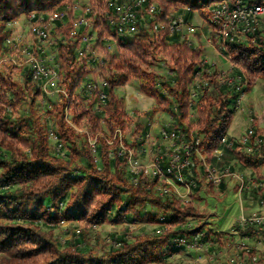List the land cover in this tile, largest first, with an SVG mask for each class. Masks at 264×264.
<instances>
[{
	"label": "rangeland",
	"instance_id": "obj_1",
	"mask_svg": "<svg viewBox=\"0 0 264 264\" xmlns=\"http://www.w3.org/2000/svg\"><path fill=\"white\" fill-rule=\"evenodd\" d=\"M154 3L155 13L146 17V21L150 35L157 40L161 35L159 22H165L160 17L162 9L157 7L155 1ZM67 5H70V8H67ZM87 6H90V12L85 11ZM62 12L65 14L59 16ZM109 14L110 9L106 6V0H71L44 12L23 13L8 20V36L4 42L7 49L0 58V93L6 96L4 103H0V109H3L0 119L5 121L9 129L29 142L30 147L26 153L32 150L33 145L38 147L42 140L46 142L51 152L61 154L68 152L73 141L94 151L96 142L100 138H106L110 153L126 154L130 169L135 172L143 171L154 179L153 164L156 160L160 159L165 164L172 158H180L185 151V144L195 147L198 145L195 140L201 141L199 137L198 139L195 137L199 111L201 108L208 109L209 103L196 101L195 107H188L185 114L176 116L174 115L177 113L176 109L174 113L171 112L157 98L145 94L140 89L141 81L137 76L127 71L121 72V79L117 82L115 92L120 99L123 122L116 125L115 135H111L107 128V122L111 119L105 117L104 103L100 101L97 93L101 90L100 86L105 77L115 71L109 72L103 65L115 53L119 40L116 36L114 38L111 36L105 41H97L98 28L107 21ZM81 16L86 18V24L78 30V50L74 64V74L80 72L81 81L73 95L69 96L68 85L71 76H67L62 68L64 62L62 58L68 54L67 39L58 28L57 20L66 25L69 20L73 21ZM167 17L172 19L171 22L181 18L195 28L194 32H188V35H191L188 36L191 43L194 41L206 43L209 40L208 42L228 59L225 63L217 65L213 64L214 60L209 62L203 60L202 64V71L208 73L211 78L212 74H215L218 82L223 83L235 78V82L240 84L241 93L227 135L228 132L231 133L229 137L240 145L248 129L253 128L255 131H261L260 135L264 139V80L257 78L247 89V80L239 75L244 69L229 70L234 64L233 60L229 57L227 49L219 47L216 32L207 13L201 9V4L197 9H188L187 5L181 4L172 5ZM41 30H44V34L40 33ZM128 35L133 34L125 36ZM203 35L208 39H203ZM83 37L87 40H83ZM33 59L39 61L40 73H35ZM147 61L140 65L147 71L164 76L170 73L168 61L160 50H152ZM210 81V78H203L202 73L192 75L190 99L194 98V91L201 83L207 86L210 85ZM160 87L161 84H158L157 88ZM212 87L211 84L210 90ZM164 93L167 94V90ZM74 107L89 111L79 123L75 122V112L78 111ZM94 111H101L104 129L103 132L96 134L92 132L90 125V114ZM187 129L189 138L187 140L184 138L183 141L178 134L169 137H165L164 134L172 131L186 133ZM252 142L253 138L250 145L254 146ZM244 148L246 146L241 144V150ZM254 151H257L256 147ZM204 161L209 166L206 154L199 149L189 160L190 167L184 175V182L173 177L165 179L158 176L151 184L157 193L171 191L183 200L196 203L198 198L200 205L195 204L202 211V217L196 220L187 219L184 225L198 222L211 232L213 238L220 235L223 236V240H227L228 237L224 234L231 232L228 227L233 218L236 219L234 220L236 223L251 216L264 215L262 205L264 151L260 152L254 162L255 167H247L236 158L231 159L227 167L234 165L233 171L238 173L239 179L226 176L224 189H218L216 184H213L214 188L210 186L203 170ZM35 206L34 219L56 242L57 253L80 249L85 255L108 254L110 245L119 235L125 234L130 241L157 239L160 234L170 229L160 213L158 222H151L146 218V213L156 212L151 205L142 211L140 220L130 221L125 218L121 222L98 225L82 222L76 216L69 219L64 215V206H50L47 200ZM262 239V234H259L254 240L245 241L247 250L255 249L256 260L264 259ZM234 241L230 243L229 249L223 248L216 255H210L205 249L206 245L192 244L190 241L179 243L177 240H165L156 244L157 250L154 246L148 248V254L152 255L151 260L144 259L141 255L138 259L142 260V264H229L231 255L236 258V253L240 250L237 248L240 243L237 235Z\"/></svg>",
	"mask_w": 264,
	"mask_h": 264
},
{
	"label": "trees",
	"instance_id": "obj_2",
	"mask_svg": "<svg viewBox=\"0 0 264 264\" xmlns=\"http://www.w3.org/2000/svg\"><path fill=\"white\" fill-rule=\"evenodd\" d=\"M70 1L0 0V58L7 49L4 42L8 36V20L23 13L44 12L55 5ZM153 1L162 9L160 17L165 23L172 20L166 19L172 5L181 4L197 9L201 3V0ZM57 24L67 39L68 54L62 58V68L67 76H71L68 92L72 96L81 81V73L74 74L80 28L75 29L71 20L66 25L57 20ZM160 32V39L156 40L150 35L148 27L139 23L138 31L132 36H124L117 43L115 53L103 65L109 72L115 70L105 77L100 86L101 90L97 92L100 101L104 103L105 117L111 119L107 122L111 135H115L116 125L123 122L121 103L115 87L121 79L120 73L127 71L140 79V89L145 94L157 98L173 113L176 109V116L185 114L188 107H195L196 101H208L209 108H201L197 122L195 137H199L201 141L191 150L189 160L200 149L206 154L211 168L223 169L233 158L241 161L244 166L255 167L254 162L260 152L239 149L241 145L235 142L230 144L232 139L227 135L241 93L240 84L235 82V78L220 83L215 74L211 78L202 71V52L189 44L188 38L182 36L179 29L171 36L163 29ZM111 36H114V31L105 21L98 28L97 41H105ZM152 50H160L168 61L170 73L166 76L147 71L140 66L141 63L148 62ZM227 51L233 56V69H244L239 75L247 80V89L257 78L264 80V36L258 35L257 42L252 45L230 43ZM198 73H202L205 79L210 78V85L213 87L210 90L209 84L205 86L201 83L194 91L193 100L190 99L191 76ZM158 84H161L160 88H157ZM166 90L167 94L164 93ZM5 97L0 93V103H4ZM74 109L78 111L75 112L76 123L89 114L85 108ZM1 110L3 109H0V114L3 112ZM101 114V111L90 114L91 130L94 134L104 131ZM185 132L184 138L187 140L188 129ZM256 133L261 134V131L257 130ZM29 145L27 140L9 129L5 121L0 119V264H142L138 256L151 260L152 255L148 254V248L154 246L157 250L156 244L165 240H183V243L190 241L192 244L206 245L205 249L210 255H216L235 240V235L231 233L224 234L228 237L227 240H223L220 235L213 238L211 232L198 222L184 225L187 219L196 220L202 217L199 206L194 201L181 199L171 191L163 194L155 192L151 183L158 179V175L153 179L143 171L135 172L130 169L126 154L108 151L106 138H100L96 142L94 151L73 141L70 151L63 154L51 152L44 140L38 147L33 145L32 150L26 153ZM262 150L264 151V147ZM161 163L164 167L168 164ZM189 167L190 162L183 170L184 175ZM227 168L233 171L235 167L231 165ZM203 170L206 172L204 164ZM209 183L210 186L214 184L212 180ZM219 186L225 187L224 179ZM44 200L50 206H64V215L69 219L76 216L78 220L92 225L121 222L125 218L130 221L140 220L142 211L151 205L156 212L146 213V218L151 222H158L160 213L170 229L160 234L157 239L130 241L125 234L119 235L110 245L108 254L85 255L80 249L57 253L58 245L41 229L33 216L35 205H41ZM235 230L247 242L259 234H262L264 240V225L261 223L238 221L235 223ZM243 248L246 251L238 249V252L241 251L239 254L242 256L247 254V263L264 261L256 260L254 248Z\"/></svg>",
	"mask_w": 264,
	"mask_h": 264
},
{
	"label": "built area",
	"instance_id": "obj_3",
	"mask_svg": "<svg viewBox=\"0 0 264 264\" xmlns=\"http://www.w3.org/2000/svg\"><path fill=\"white\" fill-rule=\"evenodd\" d=\"M200 4L201 9L207 13L213 25L220 48L228 50V45L230 43L252 45L257 42L258 35L264 36V0H201ZM106 6L110 9V14L108 18H106L107 22L114 31V36H116L119 41H122L125 35H132L137 32L139 23L147 27L148 23L146 17L152 16L156 10V5L153 0H106ZM67 8H70V5H67ZM188 9H190V7H188ZM85 11L90 12V6H87ZM64 14L65 13L62 12L59 16H63ZM84 24H86V18L83 16L72 21V25L75 29L80 28ZM159 26L161 29L165 30L169 36L177 29H182L183 27L189 33L195 30L193 26L184 22L181 18L176 22H159ZM40 33L44 34V30H41ZM114 36L112 37L114 38ZM83 40H87V38L83 37ZM80 54H82L81 51ZM229 57L233 59L230 53ZM32 64L35 68V73H40L41 67L39 61L33 59ZM256 132L257 130L255 131L253 128H249L247 134L240 141V145L246 146L248 152L254 151V147L261 152L264 147L263 136ZM164 134L165 137L178 134L182 141L185 136V133L182 131H172V133L164 132ZM252 138L254 146L250 145ZM224 140L226 139L224 138ZM233 142L234 141L231 140L230 144ZM196 143L199 144V140H196ZM185 147L184 154L180 158H172L165 167L162 165L160 159L156 160L153 164V174L163 176L165 179L173 177L180 182H184L183 170L187 168L191 150L195 148L186 144ZM239 149H241V146ZM203 163L206 168L208 179L212 180L216 185H219L226 176L239 179L238 173L231 171L227 167L223 169L216 167L211 168L207 166L205 161ZM262 205L264 206V199ZM242 222H256L264 225V215L251 216L243 219ZM234 235H237L240 241L237 248L243 250L246 244L244 238L241 237L237 231H235ZM182 242L183 240L179 241V243ZM230 245L231 244L228 243L224 250L227 248L229 249ZM236 254V258L231 255L232 258L229 264H249L244 255L242 256L238 252Z\"/></svg>",
	"mask_w": 264,
	"mask_h": 264
},
{
	"label": "crops",
	"instance_id": "obj_4",
	"mask_svg": "<svg viewBox=\"0 0 264 264\" xmlns=\"http://www.w3.org/2000/svg\"><path fill=\"white\" fill-rule=\"evenodd\" d=\"M179 17H181V16H179ZM179 31L182 33V36H184L186 38H188V36H191V35H188V32L186 31V29L184 27L182 29H179ZM205 38H207V37L203 35V39H205ZM208 41L206 43H203L202 41L201 42L200 41H194V42L191 43L189 41V44L191 43L192 46H194L196 49H198V50H200L202 52V55H203V58H204L205 62H209L211 60H214L213 64H216V65H217V63H219V64L225 63V61L228 60L225 57V55L223 53L219 52L215 48V46L211 42H208ZM231 69H233V64H232L231 68H229V70H231ZM258 79H260V78H258ZM228 136H231V133L228 132ZM169 182H170V180H169ZM212 187L214 188V185H212ZM217 187H218V189L219 188L224 189L226 186L224 188H222L221 186L218 185ZM197 194H199V193H197ZM196 200H197L198 203H196L195 201L194 202L198 205L200 203L198 201L199 199L197 198ZM234 220H236V219L233 218V220L230 222V225L228 227V229H230V231H231L230 232L231 234H234L235 233V226H234L235 223H234ZM228 229H226V230H228ZM221 231H224V229H221ZM254 239L252 238L250 241H252ZM257 264H264V261H262L261 263H257Z\"/></svg>",
	"mask_w": 264,
	"mask_h": 264
}]
</instances>
